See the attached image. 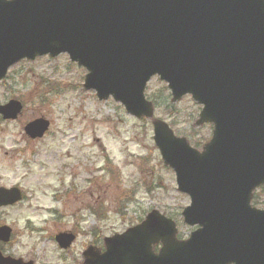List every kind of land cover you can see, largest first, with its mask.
Segmentation results:
<instances>
[{"label": "water", "instance_id": "1", "mask_svg": "<svg viewBox=\"0 0 264 264\" xmlns=\"http://www.w3.org/2000/svg\"><path fill=\"white\" fill-rule=\"evenodd\" d=\"M63 53L87 70L85 89L152 120L164 164L191 197L184 220L200 226L180 241L176 222L153 210L106 238L104 253L89 247L84 264H264V209L251 202L264 185V0H0V81L18 61ZM154 76L173 103L191 95L203 105L195 125L213 133L202 151L154 117L145 94ZM22 110L15 99L0 105L5 120ZM49 126L38 118L25 131L42 137ZM22 198L0 187V208ZM11 236L1 225L0 241ZM56 240L68 248L75 235ZM0 264L34 263L0 251Z\"/></svg>", "mask_w": 264, "mask_h": 264}, {"label": "rangeland", "instance_id": "2", "mask_svg": "<svg viewBox=\"0 0 264 264\" xmlns=\"http://www.w3.org/2000/svg\"><path fill=\"white\" fill-rule=\"evenodd\" d=\"M86 73L67 54L42 56L14 64L0 82V104H24L16 120L0 116V186H19L24 193L22 201L0 209V224L13 229L0 250L23 262L83 264L90 239L100 245L154 209L177 223L178 235L191 229L182 216L190 197L163 163L151 120L134 117L111 97L99 100L95 90L84 88ZM146 94L156 104L155 116L201 150L213 130L210 123L195 126L201 105L189 95L172 103L157 76ZM37 118L50 127L32 139L24 127ZM258 196L264 208V191ZM69 230L79 236L64 250L55 235Z\"/></svg>", "mask_w": 264, "mask_h": 264}, {"label": "flooded vegetation", "instance_id": "3", "mask_svg": "<svg viewBox=\"0 0 264 264\" xmlns=\"http://www.w3.org/2000/svg\"><path fill=\"white\" fill-rule=\"evenodd\" d=\"M263 189V188H262ZM262 189H260L261 191H264V189L262 190ZM191 229H190V231H189V233L187 234V235H185V236H180V235H178L177 234V237H178V239L179 240H182V241H188L189 239H191V237H192V235L199 229V227L198 226H194V227H190ZM70 231V230H69ZM74 235H75V240H74V242L77 240V238H78V236H79V234H78V232L77 231H71ZM59 233H61V232H59ZM59 233H57L56 235H55V240H56V236L59 234ZM115 234H118V233H114L113 235H115ZM113 235H111V236H113ZM110 236H104V238H103V243H101L100 245H95L94 243V240L93 239H90L91 241H90V243H87L86 244V248L83 250V252H82V258H83V253H84V251L88 248V247H90V246H94V247H96V248H99V250L101 251V252H103V251H106V238H109ZM57 242V241H56ZM73 242V243H74ZM59 245V244H58ZM73 245V244H72ZM71 245V246H72ZM71 246H69L68 248H66V249H69ZM161 246L162 245H160V247L158 246V245H155V247L152 249L153 250V252L154 253H158L159 251H160V248H161ZM60 247V246H59ZM61 248V247H60ZM62 249V248H61ZM66 249H64V250H66ZM83 264H84V258H83Z\"/></svg>", "mask_w": 264, "mask_h": 264}, {"label": "trees", "instance_id": "4", "mask_svg": "<svg viewBox=\"0 0 264 264\" xmlns=\"http://www.w3.org/2000/svg\"><path fill=\"white\" fill-rule=\"evenodd\" d=\"M259 201H260V200H259V196H257V197L255 198V202H256V203H259Z\"/></svg>", "mask_w": 264, "mask_h": 264}]
</instances>
